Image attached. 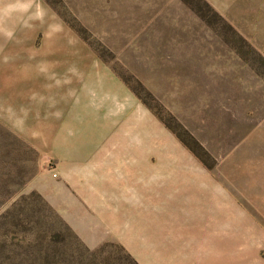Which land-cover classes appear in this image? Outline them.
<instances>
[{
	"label": "rangeland",
	"instance_id": "374dc122",
	"mask_svg": "<svg viewBox=\"0 0 264 264\" xmlns=\"http://www.w3.org/2000/svg\"><path fill=\"white\" fill-rule=\"evenodd\" d=\"M215 4L0 0V264H145L128 214L198 202L243 217L214 264H264V36Z\"/></svg>",
	"mask_w": 264,
	"mask_h": 264
},
{
	"label": "crops",
	"instance_id": "0c3cea01",
	"mask_svg": "<svg viewBox=\"0 0 264 264\" xmlns=\"http://www.w3.org/2000/svg\"><path fill=\"white\" fill-rule=\"evenodd\" d=\"M213 3L215 8L219 10L215 3L219 2H236L243 10V34L264 36V0H206ZM242 3V5H241ZM228 7L223 6L224 17L229 14L224 13ZM220 11V10H219ZM81 194H86L88 199L92 197L88 194H99V191L90 190L86 187ZM128 190V188L126 189ZM132 190H134L132 188ZM125 192V191H123ZM109 192H102V196L97 200L103 203V208L107 209L106 203L116 201L122 203L120 198L110 199L104 194ZM119 193V191H118ZM90 196V197H88ZM261 209H264V199L261 200ZM167 207V203H164ZM172 206V205H170ZM110 209V208H109ZM192 218L181 219L178 217L171 218H153L149 210L148 214L139 217L138 214H128L127 217V238H119L132 242L140 237L145 242L144 251L145 256L149 259L145 264H214L215 259L206 255L207 252H221L223 250L222 244H216L214 238L216 233L223 234L226 232L224 228L231 227L234 222L238 225H243V217H220L217 216L215 203L198 202L193 204ZM238 220V221H233ZM125 221V220H124ZM216 226L221 227L217 228ZM138 236V237H137ZM200 239V240H197ZM194 242L202 243L201 246H195ZM203 256L201 257V255Z\"/></svg>",
	"mask_w": 264,
	"mask_h": 264
}]
</instances>
